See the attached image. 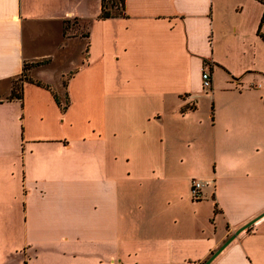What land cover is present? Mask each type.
<instances>
[{
	"label": "crops",
	"instance_id": "obj_1",
	"mask_svg": "<svg viewBox=\"0 0 264 264\" xmlns=\"http://www.w3.org/2000/svg\"><path fill=\"white\" fill-rule=\"evenodd\" d=\"M101 6L0 0V264H202L264 211V2L124 0L103 19ZM75 18L89 45L68 109L47 64L10 97ZM42 26L52 46L37 52ZM194 178L208 182L198 200ZM209 264H264V215Z\"/></svg>",
	"mask_w": 264,
	"mask_h": 264
},
{
	"label": "trees",
	"instance_id": "obj_2",
	"mask_svg": "<svg viewBox=\"0 0 264 264\" xmlns=\"http://www.w3.org/2000/svg\"><path fill=\"white\" fill-rule=\"evenodd\" d=\"M260 1L264 2V0H260ZM119 2H120V8L117 5V0H102L101 11L98 15V18L103 19V18L117 17V16L124 15V0H119ZM77 21L80 23V28L85 27V31H82V32L79 31L78 35L76 36L75 30H74V22H77ZM88 24H89L88 21H85V22L80 21L77 18L65 19L63 21V27H62V33H63V35L67 36L66 38H69L68 35L72 34L73 37H77V38H80L82 40L84 39L85 45H86L85 53L83 54L84 57L85 56L87 57L88 45H89V42H88V37H89ZM41 62L42 61L24 63L22 72L20 73V75L16 78L15 82L13 83L12 92H11L10 97L21 98L23 81L34 82L36 84L43 85V83H41L39 80L33 79L29 74L31 67L41 65ZM63 84H64V89H65L63 96H61V94H60V89L53 90V95H54L55 101L58 104L62 113H64L70 105V96H69L68 90L66 88L67 80ZM61 85H62V82H61Z\"/></svg>",
	"mask_w": 264,
	"mask_h": 264
},
{
	"label": "rangeland",
	"instance_id": "obj_3",
	"mask_svg": "<svg viewBox=\"0 0 264 264\" xmlns=\"http://www.w3.org/2000/svg\"><path fill=\"white\" fill-rule=\"evenodd\" d=\"M117 5L120 8V2L117 0ZM79 28V29H78ZM40 32H37V40H36V51L37 52H45L47 51V48L52 46V42L50 41V38L47 37V32H46V27L42 26L39 28ZM74 30L76 36L78 35L79 31H85L84 28H80V23L74 22ZM65 34V33H64ZM71 36V37H70ZM66 35H63L62 33V40L58 46V48L54 51L55 55L54 57L51 55L48 58H40L36 61H42V65H46L50 68L52 71L56 72H64L62 76V85L60 83L59 89H60V94L63 96L65 89H64V84L66 80L68 79L70 73L75 69V67L78 65V61L80 60L81 56L85 53V41L84 39L81 40L80 43L77 41L75 44H71L69 41L70 38L72 39L73 35L70 34L68 35L69 39L66 38ZM77 38V37H73ZM51 62V63H48ZM29 63V62H28ZM30 74V73H29ZM31 76V75H30Z\"/></svg>",
	"mask_w": 264,
	"mask_h": 264
},
{
	"label": "built area",
	"instance_id": "obj_4",
	"mask_svg": "<svg viewBox=\"0 0 264 264\" xmlns=\"http://www.w3.org/2000/svg\"><path fill=\"white\" fill-rule=\"evenodd\" d=\"M210 67H211V64L206 62L202 68L201 79H202V86L204 88H210L212 84ZM252 86L255 88H261L262 86H264V82L256 83V84H253ZM207 184L208 182L205 180L196 179V178L192 179L191 185H190V193L194 200H198L202 197V189Z\"/></svg>",
	"mask_w": 264,
	"mask_h": 264
},
{
	"label": "water",
	"instance_id": "obj_5",
	"mask_svg": "<svg viewBox=\"0 0 264 264\" xmlns=\"http://www.w3.org/2000/svg\"><path fill=\"white\" fill-rule=\"evenodd\" d=\"M264 215V211L250 219L248 222L237 228L212 254L207 258L202 264H209L210 261L230 242L232 241L242 230L247 229L251 226L257 219Z\"/></svg>",
	"mask_w": 264,
	"mask_h": 264
}]
</instances>
